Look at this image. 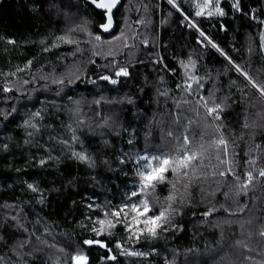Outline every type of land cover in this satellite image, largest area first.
<instances>
[{"label":"trees","instance_id":"16d2710c","mask_svg":"<svg viewBox=\"0 0 264 264\" xmlns=\"http://www.w3.org/2000/svg\"><path fill=\"white\" fill-rule=\"evenodd\" d=\"M204 5L0 0V264H264V0Z\"/></svg>","mask_w":264,"mask_h":264},{"label":"snow or ice","instance_id":"6c2138e0","mask_svg":"<svg viewBox=\"0 0 264 264\" xmlns=\"http://www.w3.org/2000/svg\"><path fill=\"white\" fill-rule=\"evenodd\" d=\"M118 0H99V2H97V0H92V3L96 5L97 8L102 9V10H106L107 13V23L104 25H101V27L105 30L108 31L111 26H112V9L116 6ZM212 0H205V7L207 6V4L211 3ZM169 3H174V0H169ZM233 7H238L237 5H233ZM213 14L216 15H224V12L222 9H220L219 7L216 8L215 13L209 12L208 15L211 16ZM196 16H201L203 15V8H201L200 11H197L195 13ZM187 18V17H185ZM190 26L195 27L194 24H191ZM201 36L204 35L203 32L200 33ZM63 39V37L61 38ZM97 39H99V37H97ZM68 42H72V41H68ZM215 47V45H213ZM127 75V71L124 69H121L120 72H117L116 75ZM246 75V74H245ZM102 79L108 80L110 79L109 77L105 76L102 77ZM112 83H116L115 80L111 81ZM261 93L262 95H264V89H261ZM219 107V105H217V108ZM216 111V109L214 108H210L208 109L209 114L211 115L212 113H214ZM171 135V133L169 134ZM185 142L187 141V137L184 138ZM219 145H224L225 148L227 146V142L223 139H220L218 141ZM79 155V154H77ZM79 158L81 160H87L88 157L84 156V155H79ZM196 158V153H192L191 155L185 153L184 156L182 158H177L175 160L171 159L169 156L166 155H158V156H148V157H143L142 159L147 161V163L143 166V169H138L137 171V175L140 178V185H141V192L146 191L147 189L153 188L155 186L156 182L162 181L164 179V173L169 171L170 169L173 172H178L180 170V168H187L189 166V163L194 160ZM155 162V165L154 163ZM175 165V166H173ZM187 173H185L186 175ZM260 176H264V170L260 171ZM253 177L251 172H249L247 174V180L250 183L252 181ZM246 186V185H245ZM242 186V187H245ZM29 187L31 188L32 185H29ZM35 190V189H33ZM138 193L137 192H132L131 196H137ZM140 205L143 206V211L140 212L139 208L137 206V204H132L131 205V209L133 211H136L139 215L144 216L145 214H147L148 212L151 211V208L149 207V203L147 199L141 200ZM129 205L125 204L119 211H115L112 213L113 216L115 217H119L121 215V213L124 211V209L128 208ZM208 213H205V215H207ZM107 215V214H106ZM165 213L163 211H161L159 216L156 217H150L146 220H144V223L147 224H151L153 225V227H150L148 229L149 232H151L153 235L155 234V228L158 227V221H160L163 217H164ZM100 224H104L105 221H99ZM109 225H111V222H109ZM95 231V229H94ZM103 229H101V232H98L97 235H100L102 233ZM261 235H264V232L261 233ZM85 244L88 245H92V244H98L101 247H106L105 244H103L101 241H93V240H86L84 241ZM120 245H117V247H119ZM131 255H138V253H131ZM139 255H143V253H139ZM110 259H115V257H110ZM72 260L74 261V264H88V257L84 256V255H76L72 257Z\"/></svg>","mask_w":264,"mask_h":264},{"label":"rangeland","instance_id":"374dc122","mask_svg":"<svg viewBox=\"0 0 264 264\" xmlns=\"http://www.w3.org/2000/svg\"><path fill=\"white\" fill-rule=\"evenodd\" d=\"M121 69L126 70L125 68H120V70ZM120 70H119V72H120ZM148 156H153V154L142 153L141 158L140 159L138 158V162H137V164L139 163L138 164V169H143V166L147 163V161L143 160L142 158L143 157H148ZM136 181H138V179H136Z\"/></svg>","mask_w":264,"mask_h":264},{"label":"water","instance_id":"95a60500","mask_svg":"<svg viewBox=\"0 0 264 264\" xmlns=\"http://www.w3.org/2000/svg\"><path fill=\"white\" fill-rule=\"evenodd\" d=\"M89 1L92 2V0H89ZM97 2H99V0H97ZM106 14H107V13H106ZM111 16H112V14H111ZM106 23H107V16H106V19L104 20V22L102 23V25H104V24H106ZM114 26H115V21H114V19H113V17H112V26H111V28H110L109 30H111Z\"/></svg>","mask_w":264,"mask_h":264}]
</instances>
